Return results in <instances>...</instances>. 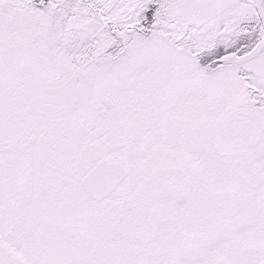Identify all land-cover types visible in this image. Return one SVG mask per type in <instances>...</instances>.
Returning a JSON list of instances; mask_svg holds the SVG:
<instances>
[{"label": "snow or ice", "instance_id": "6c2138e0", "mask_svg": "<svg viewBox=\"0 0 264 264\" xmlns=\"http://www.w3.org/2000/svg\"><path fill=\"white\" fill-rule=\"evenodd\" d=\"M0 264H264V0H0Z\"/></svg>", "mask_w": 264, "mask_h": 264}]
</instances>
